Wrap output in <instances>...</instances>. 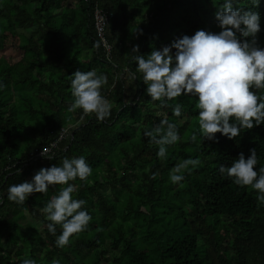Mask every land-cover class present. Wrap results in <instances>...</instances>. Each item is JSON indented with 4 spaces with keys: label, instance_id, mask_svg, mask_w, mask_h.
<instances>
[{
    "label": "trees",
    "instance_id": "obj_1",
    "mask_svg": "<svg viewBox=\"0 0 264 264\" xmlns=\"http://www.w3.org/2000/svg\"><path fill=\"white\" fill-rule=\"evenodd\" d=\"M94 1L112 11L105 34L111 52L92 28ZM220 2L0 0V264L25 258L38 264H264V202L256 190L219 172L251 148L259 158L255 167L264 165V124L233 139L217 133L218 141L192 142L197 97L168 101L183 103L184 114L176 117L170 106L151 100L133 60L198 28L219 31L214 13ZM236 6L260 12L258 42L264 46V0ZM137 44L140 53H133ZM78 69L108 75L109 118L70 109V81ZM165 118L178 124L181 140L159 158V145L144 130ZM43 149H49L46 156L38 155ZM79 155L93 172L87 181L70 183L92 220L60 248L43 208L62 185L33 192L23 204L8 199V186ZM187 157L202 163L173 184L169 170ZM61 230L57 225V235Z\"/></svg>",
    "mask_w": 264,
    "mask_h": 264
},
{
    "label": "clouds",
    "instance_id": "obj_2",
    "mask_svg": "<svg viewBox=\"0 0 264 264\" xmlns=\"http://www.w3.org/2000/svg\"><path fill=\"white\" fill-rule=\"evenodd\" d=\"M260 2L252 0L256 6ZM237 4L238 0H221L216 7L214 15L219 31L198 28L192 34L184 33L168 44L152 48L147 56H133L137 71L143 74L146 93L153 102L170 106L176 117L184 114L183 103L168 105V101L181 96L197 97L199 127L192 132V142L218 141L217 133L233 139L242 129L264 124V92L260 91L264 90V46L258 42L261 14ZM102 13L107 20L99 29L97 15ZM112 15V11L104 10L97 1L92 3V28L107 52H111V45L105 34ZM132 51L140 53L139 45H134ZM107 84L108 75L95 69L73 72L70 85L74 100L70 109L94 113L100 121L109 118L113 105L103 92ZM144 135L159 145L156 153L159 158H165L168 146L181 140L178 124L167 118L154 128H145ZM46 151L43 149L38 155L46 156ZM249 152L245 156L241 151L230 165L221 164L219 172L232 178L237 185L256 190L257 199L264 202V165L255 167L259 163L256 149L251 148ZM201 163L199 157L180 160L169 170V180L181 184L185 175ZM92 172L84 155L65 156L60 163L40 167L31 179L9 185L7 196L23 204L33 192L47 193L50 186L62 185L58 194L44 205L43 211L48 231L56 236V246L64 248L70 238L83 232L92 220L85 207L87 201L73 195L78 189L70 181L77 178L87 181ZM157 174L154 172L153 178ZM57 225L62 229L58 235ZM20 264H38V261L25 258ZM52 264H60V261L53 260Z\"/></svg>",
    "mask_w": 264,
    "mask_h": 264
},
{
    "label": "built area",
    "instance_id": "obj_3",
    "mask_svg": "<svg viewBox=\"0 0 264 264\" xmlns=\"http://www.w3.org/2000/svg\"><path fill=\"white\" fill-rule=\"evenodd\" d=\"M103 14V13H102ZM106 20H107V17H106V15L105 14H103V15H101V14H98L97 15V23H96V27L97 28H101V26H102V24L103 23H105L106 22ZM64 133H63V131L61 132V135H63ZM49 149H47V151H48ZM46 151V152H47ZM43 152V151H42ZM41 152V153H42Z\"/></svg>",
    "mask_w": 264,
    "mask_h": 264
},
{
    "label": "rangeland",
    "instance_id": "obj_4",
    "mask_svg": "<svg viewBox=\"0 0 264 264\" xmlns=\"http://www.w3.org/2000/svg\"><path fill=\"white\" fill-rule=\"evenodd\" d=\"M67 3L68 4H75L76 3V0H67ZM30 219V218H29ZM32 223L34 224V222L32 221Z\"/></svg>",
    "mask_w": 264,
    "mask_h": 264
}]
</instances>
